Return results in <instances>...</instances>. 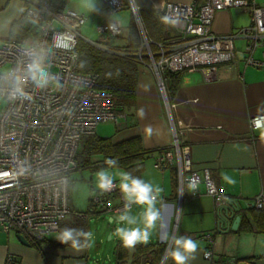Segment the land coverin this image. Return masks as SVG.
<instances>
[{
    "label": "built area",
    "instance_id": "1",
    "mask_svg": "<svg viewBox=\"0 0 264 264\" xmlns=\"http://www.w3.org/2000/svg\"><path fill=\"white\" fill-rule=\"evenodd\" d=\"M24 16L36 26L35 38L31 42L0 39V97L5 105L0 113V230L4 233L16 231L27 240L35 242L59 231L62 221L71 213L69 206L70 175L78 169V153L82 137L95 134L100 122L125 120L126 113L119 110L110 91L95 87L96 74L78 71L76 45L80 38L101 46L95 40L84 38L81 27L86 17L68 8L60 0H22ZM107 15L122 10L124 0H103ZM136 18L142 40L138 56L145 55L147 66L158 79L160 90L164 91L161 75L164 71L181 72L199 70L204 79H217L218 64H235L238 51L234 42L244 40L243 61L245 65L264 66V49L261 58L255 59L253 52L264 47V5L258 0H201L195 3H167L163 16L171 15L178 22L172 25L177 35L173 44L157 43L152 52V41L140 23L136 5L128 0ZM236 7L247 12L250 23L225 35H215L211 24L217 10ZM109 24L114 27H109ZM121 22L107 18L95 25L99 42L122 33ZM61 42L67 46H61ZM105 48L104 46H102ZM108 52L112 49L105 48ZM42 54L51 77L46 88H36L25 78L23 88L28 98H9L12 78L24 76V69L30 61V54ZM258 116H252L251 121ZM174 152L164 151L154 166L163 161L174 162L176 166L178 192L181 196L184 186L198 193L200 183L206 194L213 199L216 208L225 204L228 196L217 186L207 170L199 174L191 170L188 153L174 144ZM110 192L97 191L91 202L99 210L120 213L124 199L119 186ZM114 197L118 200L114 204ZM247 208L264 210V193L245 202ZM79 217L85 214L76 212ZM209 243L203 257L210 264H231V260L213 262L211 249L212 234L202 235ZM4 264H16L14 256L7 253ZM251 264V263H248Z\"/></svg>",
    "mask_w": 264,
    "mask_h": 264
},
{
    "label": "crops",
    "instance_id": "2",
    "mask_svg": "<svg viewBox=\"0 0 264 264\" xmlns=\"http://www.w3.org/2000/svg\"><path fill=\"white\" fill-rule=\"evenodd\" d=\"M61 1L86 17L81 29L90 19L93 26L108 17L118 20L115 17L119 11L110 15L105 13L103 0H92L96 10L89 9L88 0ZM133 2L139 8L161 12L170 2L199 4L201 0ZM258 3L264 5V0H258ZM129 11L131 14V9ZM23 19L22 0H0V39L33 41L36 26ZM249 23L247 12L236 7L223 8L215 12L211 31L215 35H225ZM176 35L175 28L165 24L163 41L167 45L173 44ZM114 44H121V40L114 39ZM234 44L238 49L237 61L235 64H218L216 80H205L199 70H183L179 74L177 89L169 96L162 76L164 72L161 75L162 92L156 75L140 64L134 105L125 109V120L114 122L115 132L109 136L113 144L137 137L142 150L150 152L140 175L145 181L158 185L162 192L156 204L161 219L148 243L159 242L167 246L168 242L161 238L164 232L169 237H191L199 242V247L195 259L189 264H210L203 257L209 247L208 241L202 237L205 233L213 237V262L231 260V264H264V210L245 205L247 200L264 193V139L249 125L252 116L264 114V66L245 65L244 40L236 39ZM262 49L264 47L254 50L255 59L261 58ZM141 109L144 110L143 117ZM148 127L152 129L150 135L146 132ZM174 144L188 153L191 170L199 174L207 170L214 183L224 189L228 196L225 204L216 208L203 183L199 184L197 194L184 186L180 196L174 162L163 161L158 167L154 166L156 158L164 151H173L176 158ZM225 175L235 183L224 180ZM113 202L117 204L118 200L114 197ZM235 204L238 212L231 208ZM141 211V208L133 206V214ZM106 213L109 218L116 216ZM237 214H240V220L233 227ZM64 220L60 229L68 221ZM59 231L54 233V237L46 238L56 240ZM17 234L16 231L4 233L0 230V264H4L7 253L14 256L16 264H130L133 259V249L124 250V260L117 259L116 252L122 245L112 235L108 238H112L113 243L106 246L109 253L103 256L105 251L101 249V239L90 248L73 249L69 245H31L29 240L26 246L17 240ZM165 262L173 264L171 259H165Z\"/></svg>",
    "mask_w": 264,
    "mask_h": 264
},
{
    "label": "trees",
    "instance_id": "3",
    "mask_svg": "<svg viewBox=\"0 0 264 264\" xmlns=\"http://www.w3.org/2000/svg\"><path fill=\"white\" fill-rule=\"evenodd\" d=\"M123 8L130 9L128 0H124ZM161 16H163L162 11L139 8L138 17L148 38L152 41L150 46L152 52L157 51V43L164 42L165 24L161 23ZM26 19L24 16L23 21ZM116 38L121 40V44H114V39ZM10 39L22 41L16 38ZM95 41L100 43L99 45L101 46L93 45L83 38L78 40L76 45L78 71L85 74H96L95 87L110 91L117 108L125 111V109L131 108L135 102L138 66L141 64V60L144 62L149 60L143 55V50L141 57L138 56L142 40L135 16L132 13L130 14L129 22L123 26L122 33L119 36L110 37L106 42H99L96 37ZM102 46L112 49L114 52H108ZM179 74L180 72L164 71L162 76L166 83L168 96L177 89ZM80 145L83 150L78 153V167L89 165L92 155H100L102 160L96 167H106L104 161L108 158H115L119 162V168L131 172L134 176L140 178L143 162L150 155L149 151L142 150L137 137L113 144L109 137L101 138L92 134L82 137ZM92 194L93 189L90 190L86 212H81L85 214V217H79L76 215L78 211H72L73 218L65 223V227L87 231L85 219L87 215L103 213L102 210L92 204ZM35 243L37 245L47 243L56 246H66L57 240H49V238L35 242L30 241L31 245ZM165 248L166 244L159 242L138 244L133 248V259L130 264H158ZM125 249L127 250V248L122 246L116 252L117 259H120V261L121 259L124 260L123 258L126 256ZM164 264H167V262Z\"/></svg>",
    "mask_w": 264,
    "mask_h": 264
},
{
    "label": "clouds",
    "instance_id": "4",
    "mask_svg": "<svg viewBox=\"0 0 264 264\" xmlns=\"http://www.w3.org/2000/svg\"><path fill=\"white\" fill-rule=\"evenodd\" d=\"M88 7L90 10H96L92 0H88ZM135 10L137 13L139 12L138 5ZM160 21L166 25H175L178 22L171 15L161 16ZM109 27H114V25L109 24ZM61 46L66 47L67 45L61 42ZM9 75L12 78L9 98H28L23 88L25 78L30 79L33 85L40 89L46 88L54 79L49 74L44 56L38 53L30 54V61L24 69V76L16 74L15 69L11 70ZM140 115L144 116L143 109L140 110ZM250 123L253 131L258 132L261 139H264V116L253 118ZM146 132L150 135L151 127H148ZM104 163L106 167L100 168L94 173L95 189L101 193L110 192L116 187L115 181L118 180L119 189L125 201L123 210L115 217L109 218V223L115 225L113 237L127 249H133L138 244H147L161 219L156 204L162 189L158 185L134 176L131 172L120 169L119 162L115 158H108ZM223 179L228 183H235L227 175ZM134 205L141 208L142 211L133 214ZM161 238L169 243L165 259H171L173 264H189V261L195 259L199 247L198 241L183 235L169 237L166 232L162 234ZM56 240L73 249H80L92 247L95 238L92 231L63 227L57 234Z\"/></svg>",
    "mask_w": 264,
    "mask_h": 264
},
{
    "label": "rangeland",
    "instance_id": "5",
    "mask_svg": "<svg viewBox=\"0 0 264 264\" xmlns=\"http://www.w3.org/2000/svg\"><path fill=\"white\" fill-rule=\"evenodd\" d=\"M102 3V2H101ZM113 17V16H112ZM115 18L121 21L122 26H125L130 19V11L127 8H123L119 11ZM81 35L84 38L95 40L97 33L95 32V25L93 26L92 19L88 20L85 26L81 29ZM5 102L3 98L0 97V113L3 110ZM115 132V125L113 121L100 122L95 128V134L98 137L104 138L109 137ZM83 147L80 145L79 152L81 153ZM102 156L92 155L90 157V164L84 167H79L73 171L70 175L69 182V206L72 211L86 212L88 205V198L90 196V190L93 189V193H96L94 184V173L101 167H96ZM119 183V181H116ZM73 214H68L64 221L71 220ZM87 222V231H92L94 234V243L101 239V249L103 256L107 255L108 248L107 245L113 243V232L115 230V225L109 223V215L106 212L100 214H90L85 218ZM111 234L112 238L109 240L108 235ZM55 235L52 234L49 237L52 238ZM94 245V244H93ZM109 264V262H106Z\"/></svg>",
    "mask_w": 264,
    "mask_h": 264
},
{
    "label": "water",
    "instance_id": "6",
    "mask_svg": "<svg viewBox=\"0 0 264 264\" xmlns=\"http://www.w3.org/2000/svg\"><path fill=\"white\" fill-rule=\"evenodd\" d=\"M234 207H231L233 210H235V211H239V209H238V206L235 204V205H233ZM240 220V214H237L236 215V217H235V219H234V221H233V224H232V226L233 227H235V225L238 223V221ZM110 235L111 234H109V238H110ZM153 236H154V234H153ZM16 238H17V240L21 243V244H23V245H26V246H28L29 245V242L27 241V239L22 235V234H20V233H18L17 235H16ZM169 248V243L167 244V246H166V248H165V251H164V253H163V255H162V257H161V259H160V261H159V264H163L164 263V260H165V252H166V249H168Z\"/></svg>",
    "mask_w": 264,
    "mask_h": 264
}]
</instances>
